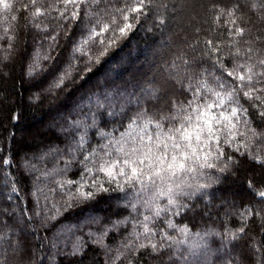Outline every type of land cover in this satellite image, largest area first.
I'll list each match as a JSON object with an SVG mask.
<instances>
[{"label":"trees","instance_id":"obj_1","mask_svg":"<svg viewBox=\"0 0 264 264\" xmlns=\"http://www.w3.org/2000/svg\"><path fill=\"white\" fill-rule=\"evenodd\" d=\"M9 2L13 11L0 19V264H227L225 252L235 253L238 264H264V200L255 194L264 189V163L256 159H264V92L259 101L244 97L248 87L239 92L248 110V150H234L242 138L231 147L223 144L225 158L234 161L228 171L218 170L221 160L216 169L190 179L188 191L208 186L180 197L186 207L178 214L173 209L154 219L149 227L155 235L147 239L144 216L166 200L148 206L149 193L136 199L131 188L126 194L115 183L105 184L108 191L85 187L94 196L82 199L80 162L88 153L75 151L85 133L88 151L108 143L100 131L118 139L138 112L161 120L175 115L173 102L191 98L186 90L201 72L212 73L205 74L208 80L219 75L213 68L218 59L227 70L257 65L264 59V0H154L139 20L132 14L128 22L134 26L125 36L119 33L125 21L116 12L124 0H111L97 8L108 10L100 26L110 24L113 13L118 21L103 46L99 37L81 44L96 25L85 15L88 7L82 6L79 19L64 20L62 0ZM36 8L43 15L34 17ZM236 27L244 29L243 36L235 35ZM209 40L218 51L209 48ZM237 49L240 56L234 55ZM65 71V85L49 91ZM225 78L239 86L226 72ZM97 99L103 107L95 106ZM163 123L165 130L172 127ZM5 242L16 243L15 250L6 252Z\"/></svg>","mask_w":264,"mask_h":264},{"label":"snow or ice","instance_id":"obj_2","mask_svg":"<svg viewBox=\"0 0 264 264\" xmlns=\"http://www.w3.org/2000/svg\"><path fill=\"white\" fill-rule=\"evenodd\" d=\"M109 2L111 0H91V3L89 0H62L64 11L61 12L60 18L77 20L80 17L82 6L88 7L89 12L85 15L89 17V22L95 19L96 25L88 31L87 38L82 37L81 44L95 43L99 37L100 45L103 46L108 39L105 33L118 24L116 15L113 13L111 23H103L100 26L103 19L101 13L106 14L108 10L101 9L97 12V8L101 3ZM153 2L154 0H124L125 7L116 10L125 21L123 27H119L121 36L127 35L134 26L128 22L132 14L135 13L134 18L139 20ZM32 3L34 5L36 0H32ZM53 7L55 8V5ZM69 7L74 9L70 15ZM13 9L14 5L9 0H0V11L7 14ZM27 9L28 5H25V10ZM234 11L235 9L229 11L228 15L232 16ZM33 15L38 17L43 13L40 8H36ZM16 18V16L12 17L13 20ZM161 23H163L162 20ZM232 23L235 24L236 21L233 20ZM97 28H99L98 31ZM4 31L7 34L8 29L5 28ZM234 33L236 36H243L244 29L236 27ZM3 38L0 36V39ZM56 39V36L52 37L53 41ZM114 43L113 38L109 41L108 47H112ZM208 46L212 51H218L210 40ZM251 51L249 48L248 53L250 54ZM106 54L107 49L100 53L101 56ZM234 55L240 56V50L237 49ZM257 66L261 71H255ZM213 68L219 70V75H213L212 80H208L204 78L205 74L212 75V73H208L205 69L201 72V78L197 83L194 86L189 84L186 90L191 92V98L186 103L173 102V107L176 109L175 115L165 116L161 120L150 116L147 112H138L136 117L129 122L128 129L121 133L118 139L113 137L112 133L100 131L98 135L102 139H107L108 143L100 144L99 148H92L91 151L86 148L88 144L86 133L81 135L80 139L75 141V151L88 153L80 162L83 165V171L77 192L81 194V198L88 200L94 196L92 191H84L85 187L90 186L99 191H108L105 184L115 183L117 188L126 194H128L126 189L131 188L136 199L144 193H149V199L144 201L148 206L165 199V205L157 204L155 211H151L150 207L151 215L144 216L143 234L147 239L155 235L149 227L154 219L173 209L178 214L186 207L180 202V197H191L195 190L208 186L199 184L195 190L188 191L193 188L188 182L190 179L206 175L205 169H216L218 167L216 162L221 160L224 161V166L219 167L218 170L228 171L234 161L231 156L225 158L223 144L231 147L238 138H242L234 150L240 151L241 148L248 150V145L245 143L249 139L247 134L249 121L246 118L248 110L240 103L239 92L242 88L248 87L249 90L243 93L244 97L257 101L261 99L260 93L264 92V88H255L254 84L264 83V80L260 79L264 77V59L259 60L257 65H248L246 69L244 65L238 64L233 70H227L222 60L218 59L214 62ZM225 72L226 76L231 77L233 81L238 80L239 86L228 81L225 78ZM68 75L69 73L65 71L58 76L49 86V91L63 87ZM104 99L107 100L108 96L105 95ZM95 106L100 108L104 104L97 99ZM110 114L114 115V110ZM260 116L264 118V111L260 112ZM164 120L172 122V127L165 130ZM94 124L95 116L93 115ZM241 124L244 125L245 130H241ZM252 135H256L254 130H252ZM256 159L257 163H264V159L258 157ZM89 162L98 166L89 167ZM7 163L8 161H5V164ZM101 173L102 177L99 175ZM68 183L77 182L68 181ZM255 194L264 200V189ZM181 231L187 234L186 228ZM240 231H244L243 227ZM151 246L156 248V245ZM140 247H145V245L141 244Z\"/></svg>","mask_w":264,"mask_h":264},{"label":"rangeland","instance_id":"obj_3","mask_svg":"<svg viewBox=\"0 0 264 264\" xmlns=\"http://www.w3.org/2000/svg\"><path fill=\"white\" fill-rule=\"evenodd\" d=\"M2 11H0V19H1V16H2ZM7 211H4L3 213H6ZM17 218V217H16ZM16 222L18 224V227H19V230H24L23 229V226H22V223H21V220L19 218L16 219ZM18 230V231H19ZM17 231L15 232H11V234H13L14 236L16 235ZM5 241H7L6 237H5ZM15 244L16 243H13V245H8L6 242L4 244V248H5V251L6 252H11L10 250L14 251L15 250ZM224 257H225V260H226V263L227 264H238V258L236 257V254L235 253H229V252H225L223 253Z\"/></svg>","mask_w":264,"mask_h":264}]
</instances>
